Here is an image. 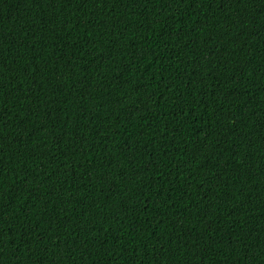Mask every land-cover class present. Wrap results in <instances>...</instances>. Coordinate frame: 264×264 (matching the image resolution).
Instances as JSON below:
<instances>
[{
  "label": "trees",
  "instance_id": "1",
  "mask_svg": "<svg viewBox=\"0 0 264 264\" xmlns=\"http://www.w3.org/2000/svg\"><path fill=\"white\" fill-rule=\"evenodd\" d=\"M0 264H264V0H0Z\"/></svg>",
  "mask_w": 264,
  "mask_h": 264
}]
</instances>
